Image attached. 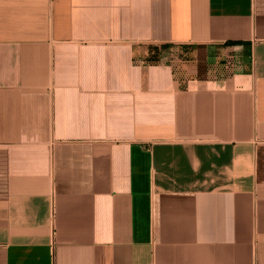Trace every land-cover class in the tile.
I'll return each mask as SVG.
<instances>
[{
    "label": "crops",
    "instance_id": "crops-1",
    "mask_svg": "<svg viewBox=\"0 0 264 264\" xmlns=\"http://www.w3.org/2000/svg\"><path fill=\"white\" fill-rule=\"evenodd\" d=\"M0 264H264V0H0Z\"/></svg>",
    "mask_w": 264,
    "mask_h": 264
}]
</instances>
